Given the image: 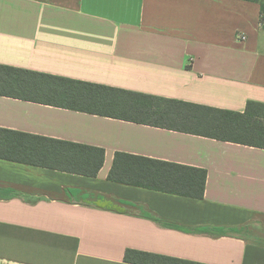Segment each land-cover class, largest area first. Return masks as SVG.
I'll use <instances>...</instances> for the list:
<instances>
[{
	"label": "crops",
	"instance_id": "1",
	"mask_svg": "<svg viewBox=\"0 0 264 264\" xmlns=\"http://www.w3.org/2000/svg\"><path fill=\"white\" fill-rule=\"evenodd\" d=\"M262 4L0 0V64L242 112L264 103ZM0 128L104 150L95 177L0 158V264H264V148L5 95ZM116 152L205 169L203 197L108 181Z\"/></svg>",
	"mask_w": 264,
	"mask_h": 264
},
{
	"label": "trees",
	"instance_id": "2",
	"mask_svg": "<svg viewBox=\"0 0 264 264\" xmlns=\"http://www.w3.org/2000/svg\"><path fill=\"white\" fill-rule=\"evenodd\" d=\"M261 9L264 11L263 4ZM0 95L264 148L261 102L248 101L237 112L2 64ZM0 158L95 177L104 150L0 128ZM206 175L203 168L116 152L107 180L201 199ZM124 261L202 264L133 249L125 251Z\"/></svg>",
	"mask_w": 264,
	"mask_h": 264
},
{
	"label": "built area",
	"instance_id": "3",
	"mask_svg": "<svg viewBox=\"0 0 264 264\" xmlns=\"http://www.w3.org/2000/svg\"><path fill=\"white\" fill-rule=\"evenodd\" d=\"M238 38L245 39V36L241 33V34H238Z\"/></svg>",
	"mask_w": 264,
	"mask_h": 264
}]
</instances>
